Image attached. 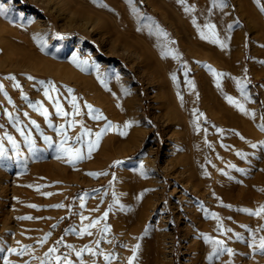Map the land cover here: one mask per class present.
<instances>
[{
    "label": "rangeland",
    "instance_id": "374dc122",
    "mask_svg": "<svg viewBox=\"0 0 264 264\" xmlns=\"http://www.w3.org/2000/svg\"><path fill=\"white\" fill-rule=\"evenodd\" d=\"M60 2L0 0V264H264V0L84 3L99 25ZM57 100L65 147L103 132L90 158L45 143ZM205 236L231 254L210 262Z\"/></svg>",
    "mask_w": 264,
    "mask_h": 264
},
{
    "label": "snow or ice",
    "instance_id": "6c2138e0",
    "mask_svg": "<svg viewBox=\"0 0 264 264\" xmlns=\"http://www.w3.org/2000/svg\"><path fill=\"white\" fill-rule=\"evenodd\" d=\"M181 2H183V0H181ZM5 11L6 10L0 8V15H3L5 13ZM262 11H264V8H262ZM207 27L210 30H213V35H215V32H214L215 26L214 25H208ZM201 37L205 38L203 33H201ZM211 42L220 43V46L224 47L223 43H221L218 39H213ZM175 79H176V77L173 76V80H175ZM40 83L44 87V96L46 98H48L49 100H52L53 97L50 95V90L51 91H55L56 90L55 89V85H52V84L44 85L43 82H40ZM17 87H19V85H17ZM217 87H220L219 83L217 84ZM0 90H2V85H0ZM69 91H71V90H69ZM5 95H7V93H5ZM227 99H228V102L230 104H233V105L237 106L241 112H245V114H247L245 109H244V107H243V105L238 104L232 97H227ZM30 106L33 107L35 110L41 112V114L44 115L46 118L48 117L49 114L47 112V109H43L42 106L38 107L37 105H34V104L30 105ZM72 106H73L74 109H76L75 114L78 115L79 114V107L76 104L74 97H73ZM55 107H56V112H57L58 115H61V116H67L68 115L66 112H64V110H63L62 106L59 104L58 100L55 101ZM88 107H89L90 111H92L91 110V106H88ZM92 118L93 119H105V117H103L102 115H100V116L93 115ZM253 118H254V114H253ZM70 127H75V122H73L70 125ZM81 127H82L83 131H82L81 135L76 138V143L80 144L81 147L73 148V147H65V145L68 144V142L70 140V137L67 136V134H66V132L64 130V126L63 125L61 126L60 134L64 138L60 141L58 151L60 153H62L68 159L69 163H73L74 164L76 161L90 158L92 152L98 147L99 140H100L101 136L103 135V132L96 133L95 134L96 141L93 142L90 139H85L86 137H91L93 135V133L90 130H88L86 128H83L82 125H81ZM113 127H115V126L109 124L104 131H107L109 128H113ZM261 130L264 131V125L261 126ZM21 135L22 136L24 135L22 130H21ZM7 139L13 145V150L14 151H18L19 146L16 144V141L10 136L7 137ZM25 140H26V142L29 144V146L31 148L35 149V141L34 140H32L30 137H25ZM44 141L50 147L52 146V142H51V138L50 137L45 136L44 137ZM83 146L87 147V150H88L87 151V155H85L84 152L82 151ZM253 147H255V145H253ZM6 155H7V151L3 147L2 139H0V160H3L6 157ZM238 155H242V154H238ZM58 158H60V157H58ZM30 207H35V205H30ZM58 207H63V205H60ZM81 207H83V204H81ZM261 213H264V208H261V210L259 212L249 213V214L250 215L259 216V215H261ZM104 218L105 219L107 218V213H105ZM214 218L219 220L218 217H214ZM28 219H31V218L29 217ZM81 219H86V218L85 217H81ZM99 222L100 221H94L93 224L89 225L88 227H95V225L98 224ZM218 230H222V224H220L218 226ZM105 231H108V229L105 228ZM87 234L91 235V232H88ZM203 239L205 240L206 243H208V244H210L212 246V254L208 256V260L210 262L213 261L220 254L221 250L228 252V254H231V250L222 248L223 241L216 240V239L212 238L211 236H205V237H203ZM259 249L261 251V254H264V238H262L260 240V242H259ZM51 251L54 253L56 251V249L53 248ZM56 259H57V261H59V257H57ZM6 264H7V262H6ZM130 264H131V261H130Z\"/></svg>",
    "mask_w": 264,
    "mask_h": 264
},
{
    "label": "bare ground",
    "instance_id": "6f19581e",
    "mask_svg": "<svg viewBox=\"0 0 264 264\" xmlns=\"http://www.w3.org/2000/svg\"><path fill=\"white\" fill-rule=\"evenodd\" d=\"M53 1V0H52ZM96 1V0H95ZM94 0H61V2L59 3V4H61L60 5V7L58 8V11H62V10H64V8H72V6H74V4L76 3V4H80V6H82V7H80V10L81 11H83V10H87V11H91L92 13H94V14H91L92 15V17L94 18V20L96 21V23L99 25V24H101V21H102V12H100L99 10H97V9H95V8H93V7H90V6H88V5H84V3H94L95 2ZM51 2V1H50ZM196 2V1H195ZM54 3V2H53ZM52 3V4H53ZM56 3V2H55ZM54 3V4H55ZM201 3V2H200ZM195 5H196V3H195ZM58 6V5H57ZM204 6H205V4H204ZM199 7V6H198ZM197 7V8H198ZM196 8V7H195ZM196 11V10H195ZM36 12V11H35ZM203 12V11H202ZM35 14V13H34ZM197 14H198V12H197ZM209 15V14H208ZM211 15V14H210ZM207 18H209V17H207ZM198 19H199V17H198ZM202 20H205V19H202ZM194 21H195V19H194ZM203 22V21H202ZM194 28V27H193ZM32 29H35L34 27L32 28ZM33 31V30H32ZM35 34V33H34ZM36 35V34H35ZM202 45V44H201ZM203 46V45H202ZM203 57H207V55L205 54V52H204V55H203ZM46 71L47 69H43V71ZM44 71V72H45ZM49 71H50V69H49ZM43 72V73H44ZM51 72V71H50ZM49 72V73H50ZM48 73V72H47ZM44 74H46V73H44ZM51 74V73H50ZM48 75V74H47ZM173 87H174V85H173ZM100 95H102V94H100ZM169 96H171V95H165L164 94V98H165V100H166V103L165 104H167V105H169V107H172L173 105H172V103H171V99H170V97ZM102 97H103V95H102ZM104 98V97H103ZM103 100H105V98L103 99ZM164 100V101H165ZM97 102H98V100H97ZM93 104V103H92ZM95 104V103H94ZM68 106V105H67ZM95 106H97V105H95ZM101 107V106H100ZM104 107H106V106H104ZM102 108V107H101ZM94 109V108H93ZM109 109V108H108ZM70 110V109H69ZM71 110H72V107H71ZM98 112V111H97ZM104 112V111H103ZM107 112V111H106ZM170 113V112H169ZM109 119H110V123L111 122H114V123H116V121H117V118H118V115H117V111L113 108V106L111 105V108H110V110H109ZM96 115V114H95ZM106 115V114H105ZM100 116V115H99ZM53 117V116H52ZM170 117V116H169ZM172 117V116H171ZM55 119V120H54ZM53 120V121H52ZM51 121L54 123V122H57V125L56 126H50L49 128H47L46 127V129H47V131L49 132L48 134H47V137H50L51 138V142H53V140H62V138H63V136L60 134V129H61V126L63 125V122H64V120H63V116H61V115H58V117L57 118H52L51 119ZM247 121V120H246ZM119 122V121H118ZM103 123H104V121H103ZM120 123H122V122H120ZM221 123V122H220ZM49 124V123H48ZM67 125V124H66ZM220 125H222V124H220ZM220 125H219V127H220ZM231 125H234V126H236V127H240V123H239V121H237V120H232V122H231ZM63 126H65V125H63ZM44 128V127H43ZM45 129V130H46ZM198 134V133H197ZM193 136H194V134H193ZM192 136V137H193ZM191 137V138H192ZM198 137V136H197ZM196 137V138H197ZM199 140V139H198ZM57 142V141H56ZM193 142V141H192ZM54 143V142H53ZM52 143V144H53ZM48 145V144H47ZM56 145H58V144H56ZM55 145V146H56ZM49 146V145H48ZM53 146V145H52ZM36 147V146H35ZM50 147V146H49ZM54 147V146H53ZM52 147V148H53ZM58 147V146H57ZM56 149V148H55ZM52 150V149H51ZM50 154V149H49V151L47 150V155H49ZM57 160V159H56ZM58 161V160H57ZM48 162H49V159H48ZM54 162V161H53ZM62 162V161H61ZM56 161H55V165H56ZM63 163V162H62ZM61 163V164H62ZM57 164H59V163H57ZM49 165H51V164H49ZM54 165V166H55ZM60 165V164H59ZM59 165H57V166H55V167H57V170L59 169ZM173 165L175 166V167H177L178 169H180V168H183V160H182V158L181 157H179V156H176V160L174 161V163H173ZM54 166H52V167H54ZM198 166V165H197ZM47 167H48V165H47ZM185 167V166H184ZM199 168V167H198ZM60 169H61V167H60ZM184 169V168H183ZM59 171V170H58ZM61 175H62V173H61ZM102 191V190H101ZM102 196V195H101ZM106 199V198H105ZM91 199L89 198V197H83V198H81L80 199V202H82V203H84V202H86V203H89V202H92V201H90ZM94 200V199H93ZM99 200H101V199H99ZM99 200H97V201H95V202H98ZM102 202V201H101ZM91 205V203H89V206ZM92 205H93V203H92ZM79 222V221H78ZM11 227V226H10ZM15 228V227H14ZM166 234V233H165ZM167 235V234H166ZM164 237V236H163ZM165 238V237H164ZM167 238V237H166ZM1 239V238H0ZM5 240V239H4Z\"/></svg>",
    "mask_w": 264,
    "mask_h": 264
}]
</instances>
